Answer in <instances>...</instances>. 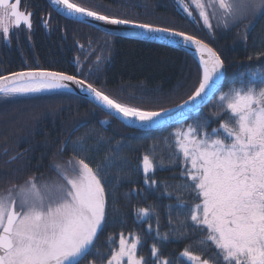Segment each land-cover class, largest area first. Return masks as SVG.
<instances>
[{"label": "snow or ice", "instance_id": "snow-or-ice-1", "mask_svg": "<svg viewBox=\"0 0 264 264\" xmlns=\"http://www.w3.org/2000/svg\"><path fill=\"white\" fill-rule=\"evenodd\" d=\"M66 17L84 23L128 26V34L137 39L163 41L185 50L195 49L201 76L198 86L182 102L157 110L130 106L87 79L82 71L68 74L42 67L0 75V98L27 97L38 93H65L81 90L101 110L120 119L128 127L154 129L183 123L189 113L199 112L202 104L210 102L219 91L225 75V59L204 40L175 27L153 22H141L120 14H104L81 6L73 0H52ZM188 16L189 4L177 0ZM198 9L203 25L211 32L213 18L217 29L231 30L242 26L241 38L257 23L264 22V0H191ZM98 7H100L98 5ZM32 13L21 10V0H0V35L10 43V35L21 26L32 29ZM47 26V21H44ZM109 36L118 33L104 29ZM214 36V32L212 33ZM82 47V46H81ZM264 56V52L256 54ZM252 59V57H249ZM97 58V65L100 63ZM79 67V61H76ZM91 72V70H89ZM222 111L212 113L222 123L209 129L208 118H198L193 125L178 128L172 135L174 152L183 161L182 183L164 194L174 197L176 205H168V232L160 231L159 214L154 206L138 207V222L156 218L147 232L155 233L161 242L169 238L188 239L194 230L200 233L195 244L186 245L180 253L189 264H264V69L248 68L232 83L227 92L218 97ZM88 120L78 121L72 134L59 148L61 154L72 155L51 165L55 177L49 179L30 176L19 184H11L0 191V264H79L92 252L98 231L108 223L109 198L115 200L111 169L127 166L122 155L131 145L104 135ZM108 120L101 125H108ZM85 131L80 135L75 133ZM75 136V138H73ZM107 149L103 159L94 154ZM19 153L9 162L20 159ZM175 166V161L171 162ZM163 160L148 154L128 173L141 171L144 185L153 189L156 181L149 179ZM106 185L107 190H106ZM194 193L191 207L183 193ZM132 195L142 193L131 190ZM175 219H173V209ZM182 217V219H181ZM125 238L120 233L119 248L113 251L107 264H149L137 254L142 243L139 234ZM152 264H172L164 258L161 248H150ZM91 264H95L92 261Z\"/></svg>", "mask_w": 264, "mask_h": 264}, {"label": "trees", "instance_id": "trees-1", "mask_svg": "<svg viewBox=\"0 0 264 264\" xmlns=\"http://www.w3.org/2000/svg\"><path fill=\"white\" fill-rule=\"evenodd\" d=\"M27 4L37 5L39 19L30 31L23 26L11 34L10 43L0 36V75L37 66L50 70L65 71L87 79L99 88H103L122 102L144 110H157L171 107L187 99L201 76L199 60L192 54L176 47L158 42L109 36L105 31L89 23L63 16L47 0H26ZM73 2L102 11L104 14H120L126 18H135L141 22H153L161 26L175 27L186 31L210 43L225 59L226 74L224 81L210 102L203 104L199 112H193L182 124L171 123L169 126L154 129L128 127L120 119L110 116L88 98L74 92L38 93L27 97L0 98V163L9 162L8 155L23 152L27 164V178L49 179L55 173L51 167L54 161L68 159L72 153L61 154L59 148L68 138L75 124L88 120L89 127H96L104 135L117 140H126L131 147L125 148L122 155L129 164L111 169L115 200L109 198L108 223L98 231L92 252L79 261V264H107L113 251L119 248L120 233L139 234L142 243L138 254L152 264L151 245L161 248L164 258L172 264H189L180 253L189 244H195L200 233L193 234L186 240L176 241L171 238L161 242L155 233L147 232L149 224L156 227V218L151 217L138 222L135 209L154 206L159 214L160 231L168 232V205L175 206L174 197L164 194L163 184L169 185L168 191L182 183L180 174L183 161L174 152L175 137L172 133L178 128L193 125L200 118H208L209 129L217 128L219 121L212 116L218 107L221 92H227L240 74L248 68L264 69V22L257 23L246 42L241 38L242 26L231 30L206 29L195 5L189 0L192 16L180 11L177 0H73ZM98 5L100 7H98ZM51 15L48 20V15ZM48 20L47 26L44 21ZM214 32V36L212 33ZM82 46V47H81ZM100 63L97 65V58ZM252 57V59H249ZM79 61V67L76 61ZM91 70V72L89 71ZM108 120V125L101 121ZM75 135H80L84 132ZM75 138V136H73ZM3 156L2 154H6ZM107 149L94 154L96 159H103ZM148 154L156 160H163L164 167H157L149 179L156 181V187L147 188L143 183L141 171L128 173L139 165L142 156ZM175 161V166L172 165ZM19 165L20 159L14 161ZM14 175V174H13ZM11 181L14 182V176ZM106 185V190H107ZM139 190L140 195H132L131 190ZM183 199L191 207L195 200L194 193H183ZM173 209V219H175ZM182 219V217H181Z\"/></svg>", "mask_w": 264, "mask_h": 264}, {"label": "flooded vegetation", "instance_id": "flooded-vegetation-1", "mask_svg": "<svg viewBox=\"0 0 264 264\" xmlns=\"http://www.w3.org/2000/svg\"><path fill=\"white\" fill-rule=\"evenodd\" d=\"M48 3H49V1H48ZM178 5H179L180 11L187 13V12H185L184 8L179 3H178ZM49 6H51L50 3H49ZM21 10H26V11H29L33 14L32 15V26H35L38 22V19H39V11H38L37 5H35V4L32 5L31 3L27 4L26 0H21ZM53 10L55 11L54 8H53ZM50 16L51 15L49 14L48 20H49ZM48 20H46V21L48 22ZM10 38H11V35H10ZM19 153H23V152L20 151L18 153L9 154L8 155L9 161L11 160V157H13ZM2 155L6 157L7 153L2 154ZM24 159H25V155H23L20 158L19 165L17 163H14V161H16V160H14L12 162H7V163H0V191H4L11 184L23 183V181L25 179H27V164H26V162H24ZM11 175L14 176V180H15L14 182L11 181Z\"/></svg>", "mask_w": 264, "mask_h": 264}, {"label": "water", "instance_id": "water-1", "mask_svg": "<svg viewBox=\"0 0 264 264\" xmlns=\"http://www.w3.org/2000/svg\"><path fill=\"white\" fill-rule=\"evenodd\" d=\"M48 1H49V3L51 4V6H52L57 12H59L60 14H62L63 16H65L62 12L58 11V8H59L60 6L55 5V4L52 2V0H48ZM65 17H66V16H65ZM89 24L96 26L94 23H89ZM96 27L99 28V29H101V30H103V31H104L105 28H108L110 31H115V32H117V33H118V34H117L118 36L129 37V38H135V37H132V36H130V35L128 34V26H110V25H103V24H101V25L96 26ZM190 35H191V34H190ZM198 38H199V37H198ZM136 39H137V38H136ZM199 39H201V38H199ZM142 40H143V39H142ZM202 40H203V39H202ZM148 41H151V40H148ZM204 41H205V40H204ZM153 42H158V43H162V44H165V45L172 46V45L167 44V43H165V42H163V41H153ZM205 42L208 43L207 41H205ZM208 44H210V43H208ZM210 45H211V44H210ZM211 46H212V45H211ZM172 47H175V46H172ZM212 47H213V46H212ZM176 48H178V47H176ZM213 48H214V47H213ZM179 49L184 50V51H186V52L192 54L193 56H195V57L199 60L198 55L196 54L194 48H192V49H188V50H185V49H183V48H179ZM55 71H57V70H55ZM8 74H10V73H8ZM8 74H5V75H8ZM68 74H70V73H68ZM225 74H226V66H225ZM70 75H71V74H70ZM80 78H81V77H80ZM224 78H225V75H224ZM81 79H83V78H81ZM223 81H224V79L221 81V85H222ZM72 92H74V93H76V94H79V95L85 97L84 93H83L81 90H79L78 88H74ZM88 99L91 100L90 98H88ZM204 104H205V103H204ZM202 105H203V104H202ZM202 105H201V106H202ZM201 106H200V107H201ZM193 112H195V110H193L191 113H189V115H191ZM173 123H174V122H173ZM144 130H147V129H144Z\"/></svg>", "mask_w": 264, "mask_h": 264}, {"label": "rangeland", "instance_id": "rangeland-1", "mask_svg": "<svg viewBox=\"0 0 264 264\" xmlns=\"http://www.w3.org/2000/svg\"><path fill=\"white\" fill-rule=\"evenodd\" d=\"M190 1V3H191V0H189ZM192 4V3H191ZM193 5V4H192ZM197 11H198V9H197ZM199 13V12H198ZM214 25H215V20H214V18H213V28H214ZM55 175H56V173H54L52 176H51V178L52 177H55ZM133 236H135V234H133ZM125 238L126 239H129V242H130V238H129V236L127 235V236H125ZM137 254H138V251H137ZM139 255V254H138Z\"/></svg>", "mask_w": 264, "mask_h": 264}]
</instances>
